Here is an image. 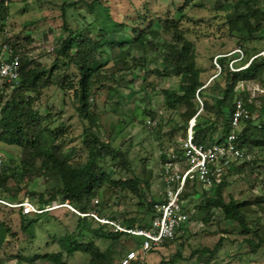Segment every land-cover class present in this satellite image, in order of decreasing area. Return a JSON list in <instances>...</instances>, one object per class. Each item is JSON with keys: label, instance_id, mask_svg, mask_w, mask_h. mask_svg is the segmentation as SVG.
Returning a JSON list of instances; mask_svg holds the SVG:
<instances>
[{"label": "trees", "instance_id": "16d2710c", "mask_svg": "<svg viewBox=\"0 0 264 264\" xmlns=\"http://www.w3.org/2000/svg\"><path fill=\"white\" fill-rule=\"evenodd\" d=\"M188 3L189 0L180 6L174 16L164 19L152 18L144 27L140 26L141 24L130 26L124 21H118L104 0L64 2L61 4V27L65 36H61L55 44V59L51 68L40 63L38 58L30 56L19 40L4 37V41L0 43V52L3 46L7 45L10 51L20 56V81L14 87L8 83L0 87V142L20 147L24 156L19 161L4 157L7 170L0 177V197L12 201L25 200L28 197L21 199L17 194H11L10 181H15L20 191L22 181L45 176L56 180L57 185L39 193L37 202L29 199L39 207L49 205L55 200H69L81 212L96 210L101 216L115 218V215L105 213V209L112 205L106 199V192H116L118 197L123 198H126L127 193H131L138 198L137 205L144 207L146 211L141 215L122 214L121 222L133 227L150 225L155 216L154 204L158 201L150 191V178L136 174L125 152L115 149L110 141L99 135L96 130V126L99 125L92 112V99L96 95L94 87L103 78L102 69L105 68L108 73L105 77L109 79H115L119 73L126 71L132 76L139 75L140 71L146 69V60L138 58L135 55L136 51L146 54L149 50L163 48L162 65L156 68V73L159 76L179 78L178 88L163 90L166 105L173 111L181 112L186 124L196 117L193 126L195 142L211 145L225 140L232 131L231 120L235 101L241 98L253 117L242 120L241 128L237 131L236 145L244 150L243 158H246L254 148H258L259 151L264 150V121L260 119L261 122H258L254 117L257 110L264 113V95L251 97L248 92L238 90L241 80L256 81L264 87V55L260 52L250 54L242 43L239 46L244 52V58L236 65H248L239 70H232L229 61L237 56L220 57L218 61L222 69L216 76H221V79L215 86H210L211 82L206 84L202 79V70L198 66L195 44L186 36L183 29L186 20L184 11ZM216 4L233 7L234 18L229 22L230 30L244 36L243 39H255L254 34L262 30L264 7L261 0H217ZM148 11L138 12L137 17L142 21L148 20L150 17ZM75 15L80 18H75ZM9 16L10 6L7 0H0V32L4 31ZM117 29L126 31L127 35L123 39L112 40L110 35ZM164 35H169L170 38ZM163 36L165 39L161 41ZM26 39L29 40V37ZM61 62L66 69L75 67L77 72L73 75L74 80L69 79L66 72H60ZM131 82L121 78L117 83L121 87H128ZM51 85L59 86L65 93L70 91L74 93L75 109L85 123L83 138L88 155L82 166L75 167L71 163L72 153L65 148L66 138L62 136V131L48 130L43 126L45 115L36 102L42 90ZM101 87L105 86L101 84ZM143 89L145 90V87ZM107 91L117 92L118 88L110 86L107 87ZM209 91L212 93L207 94ZM198 96L204 98L201 111ZM108 98H112L110 93ZM143 101L146 108L143 111L136 108L135 116L137 117L139 113L140 122L153 120L156 114L147 108L150 104V95L145 94ZM114 111L117 112V108H114ZM162 126V123H158L151 124L150 127L160 133ZM173 128L175 131V127ZM173 151L181 152L180 141L175 144ZM167 155L168 153H163V161L166 160ZM237 160L239 159L233 161L220 182L209 189H203L201 209L222 210L225 221L245 235L243 243L248 244L251 250H255L264 245V223H261L260 218L248 220L245 213L251 212L254 204H261L263 197L258 196L254 201H239L231 197L226 201L223 195L224 189L229 185L228 177L241 168L235 170ZM252 161L256 165L259 161L258 157L252 158ZM118 167L132 174L126 178L113 179L108 169L115 170ZM199 193L200 186L192 182L188 183L182 195L184 208L189 212V221L193 218L190 215L189 204L192 202V197ZM30 195L33 196L35 193L31 192ZM95 199L98 200L101 208H96L97 204L93 202ZM113 204L119 205L120 202L115 201ZM209 210L204 217L206 223L213 217V212ZM50 212L24 215L18 211L21 228L29 232L31 238L34 237L37 218ZM76 215L77 227L59 240V251L28 256L20 253L17 256L19 261L31 264L40 258H48L55 264H69L64 259L65 253L67 256H73L76 252H82L90 256L89 264H121L120 261L117 263L113 261L114 250L111 247L102 250L92 239H86V235L112 239V242L125 239L131 241V236L115 232L110 226L99 223L92 217ZM29 216H33V219H29ZM89 219L96 222L97 226H88ZM187 225L181 228V232L186 230ZM224 231L227 232L226 229ZM12 235L15 234H12L6 221L0 218V248ZM176 239L177 236L166 240L161 246L153 248L150 253L158 251L163 246H170ZM223 240L224 238L221 237L214 249L202 248L200 262L210 264L212 255ZM133 244L138 247L140 242L135 240ZM204 252H210L211 256H205ZM195 253L197 252H193L192 255ZM143 260L144 258H138L131 264H140Z\"/></svg>", "mask_w": 264, "mask_h": 264}, {"label": "rangeland", "instance_id": "374dc122", "mask_svg": "<svg viewBox=\"0 0 264 264\" xmlns=\"http://www.w3.org/2000/svg\"><path fill=\"white\" fill-rule=\"evenodd\" d=\"M77 0H7L10 6V16L6 21L3 32H0V43L4 37L17 39L25 46L27 53L38 58L39 62L51 68L54 64V48L57 40L65 36L62 30L61 4ZM91 1V0H87ZM110 7L111 13L118 21H124L130 26L141 24L147 26L152 18H166L174 16L177 9L183 6L187 0H104ZM223 1V0H222ZM217 0H189L185 7V21L183 29L186 36L195 44L198 55V66L202 70V79L206 84L217 85L221 79L219 67L215 63V56L231 53L235 55L240 44L249 50L250 54L260 52L264 55V24L261 31L256 32L255 39L245 38L238 32L230 30L229 22L234 18L233 7H222L216 4ZM264 7V0H261ZM243 9V8H242ZM149 10V11H148ZM84 11V10H83ZM149 12V19L142 21L137 17L138 12ZM75 18H80L75 15ZM127 32L117 29L111 33L112 40L123 39ZM168 39L169 35H164ZM160 40L163 41L165 37ZM29 37V40L26 38ZM107 50V49H106ZM149 50L146 54L137 52L138 58L146 60L145 70L139 75H131L129 71L119 73L115 79L105 76L108 73L102 69L101 82L96 84L93 97V109L95 121L99 125L96 130L112 146L125 152L132 162V168L140 177H148L151 181L150 191L153 196L160 198L162 194V168L163 153H169L175 144L187 135L189 124L182 119L181 112H176L166 105L163 90L166 88H178L179 78L159 76L156 68L162 65V51ZM144 62V61H143ZM107 68V67H106ZM60 72H66L69 79L74 80L73 75L77 70L71 66L68 69L63 62L59 64ZM146 75V76H145ZM145 76V77H144ZM121 78L132 81L130 86L121 87L117 83ZM103 84L105 87H101ZM113 86L118 91L108 92L107 87ZM145 87V90L143 89ZM240 92L246 91L251 97L264 95V87L256 81L241 80L238 85ZM109 93L112 98H108ZM209 91L207 94H211ZM73 91L65 93L59 86L51 85L42 90L37 99V105L41 107L45 115L43 126L48 130L62 131L66 138L65 148L70 151L71 163L75 167L82 166L88 155L84 144V120L75 109ZM145 94L150 95V104L147 107L156 114L150 123L140 122L139 113L135 116L136 108L143 111L146 104L143 101ZM203 101L204 98L199 96ZM198 102L199 99L197 98ZM119 103L118 105H116ZM200 104V102H199ZM201 107V104H200ZM117 108V112L114 111ZM254 117L264 121V113L259 110ZM261 119V120H260ZM149 120V119H148ZM162 123L161 132L153 130L151 124ZM175 127V131H173ZM177 142V143H176ZM0 152L6 158L20 160L24 154L18 146L7 145L0 142ZM258 157L256 165L252 158ZM235 170H240L228 177L229 185L224 189L223 195L226 201L231 197L239 201H254L262 196L261 204H254L251 212H246L248 220L256 218L264 223V150L254 148L246 158L235 161ZM234 166V165H233ZM113 179L129 177L132 173L118 167L115 170L108 169ZM57 185L56 180L40 176L31 181L24 180L19 185L11 180L9 187L12 195L18 198L30 199L37 202L38 195ZM203 189L192 197L189 204L190 215L193 217L186 230L177 235V239L170 246H163L156 252L148 254L140 264H205L200 262L202 254L200 250L208 247L214 249L220 238L221 245L212 255L210 264H264V245L251 250L248 244L243 243L245 235L241 234L232 224L225 221L224 213L220 209L211 208L213 217L209 222H204V217L209 209H201ZM209 189V188H208ZM18 192V193H17ZM34 192L35 195H30ZM116 192H106V199L112 204L105 209V213L122 218V214H143L144 207L137 205L138 198L131 193L126 198L118 197ZM95 199L96 208H101ZM119 201V205H114ZM209 210V212H210ZM0 218L4 219L11 229L12 235L0 248V263L19 261L18 254L35 255L49 254L60 250L59 240L66 234L73 232L78 224V216L71 209L62 208L39 216L35 224V235L30 237L29 232L21 228L18 210L0 207ZM33 219V216H29ZM88 226H97L96 222L89 219ZM224 229L227 230L224 231ZM86 239H92L102 250L112 248L114 262H119L128 249H137L133 243L140 242V238L131 236V241L112 242L100 236L88 234ZM193 252H197L192 255ZM205 256H211L210 252H204ZM64 259L69 264H89L90 256L86 253L76 252L73 256L64 254ZM19 264H28L20 262ZM31 264H55L48 258H40Z\"/></svg>", "mask_w": 264, "mask_h": 264}, {"label": "built area", "instance_id": "2783aa9c", "mask_svg": "<svg viewBox=\"0 0 264 264\" xmlns=\"http://www.w3.org/2000/svg\"><path fill=\"white\" fill-rule=\"evenodd\" d=\"M236 52L239 53V56L229 61V67L232 70H239L248 65H236L244 58L242 48L239 47ZM230 55L231 53L215 56L214 60L220 72L222 67L218 59ZM19 66L20 56L10 51L7 45H4L0 52V87L5 83L10 84L12 87L19 84ZM197 98L201 104V111L204 102L199 96ZM252 117L253 114L246 107L244 100L241 98L236 99L231 120V133L225 140L211 145L194 141L193 126L196 117L192 118L186 137L180 141L181 152L176 153L171 150L163 162V190L160 198L154 204L155 216L147 227L124 225L120 217L101 216L96 210L87 213L81 212L69 200H55L49 205L39 207L29 199L12 201L0 197V207L18 210L24 215L42 214L67 208L78 215L92 217L99 223L110 226L115 232L138 237L140 238V244L137 249L128 250L120 260L121 264H131L132 261L138 258L148 256L153 248L161 246L166 240L175 238L181 232V228L190 222L189 212L184 208V200L182 199L188 183L196 182L198 186L208 189L221 181L234 160L244 157V150L240 149L235 141L242 120ZM147 121L148 123L151 122L150 119ZM6 170L7 163L0 153V177L5 174ZM96 201L98 202V200ZM19 263L15 261L8 264Z\"/></svg>", "mask_w": 264, "mask_h": 264}]
</instances>
